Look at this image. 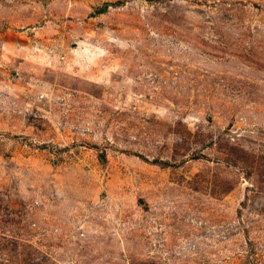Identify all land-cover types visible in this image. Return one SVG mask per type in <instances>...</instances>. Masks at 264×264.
<instances>
[{"label": "rangeland", "instance_id": "obj_1", "mask_svg": "<svg viewBox=\"0 0 264 264\" xmlns=\"http://www.w3.org/2000/svg\"><path fill=\"white\" fill-rule=\"evenodd\" d=\"M0 264H264V0H0Z\"/></svg>", "mask_w": 264, "mask_h": 264}, {"label": "water", "instance_id": "obj_2", "mask_svg": "<svg viewBox=\"0 0 264 264\" xmlns=\"http://www.w3.org/2000/svg\"><path fill=\"white\" fill-rule=\"evenodd\" d=\"M150 1H153V0H150Z\"/></svg>", "mask_w": 264, "mask_h": 264}]
</instances>
